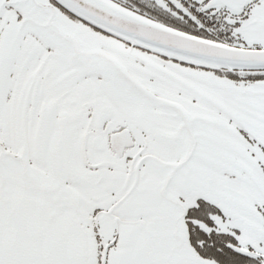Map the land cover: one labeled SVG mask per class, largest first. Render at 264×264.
Returning <instances> with one entry per match:
<instances>
[{"label": "snow or ice", "instance_id": "1", "mask_svg": "<svg viewBox=\"0 0 264 264\" xmlns=\"http://www.w3.org/2000/svg\"><path fill=\"white\" fill-rule=\"evenodd\" d=\"M0 264H264V0H0Z\"/></svg>", "mask_w": 264, "mask_h": 264}]
</instances>
